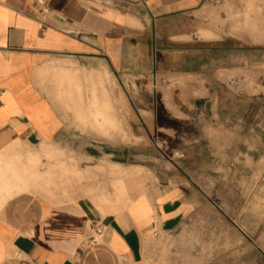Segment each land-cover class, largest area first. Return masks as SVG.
I'll list each match as a JSON object with an SVG mask.
<instances>
[{
	"label": "crops",
	"instance_id": "0c3cea01",
	"mask_svg": "<svg viewBox=\"0 0 264 264\" xmlns=\"http://www.w3.org/2000/svg\"><path fill=\"white\" fill-rule=\"evenodd\" d=\"M44 1L50 11L45 20L39 0H0V264H183L185 252L194 254L191 233L202 221L203 189L195 179L208 177L203 168H186V152L175 182L157 176L131 205L123 183L116 185L117 201L120 176L110 169L103 190L77 182L60 191L66 199L56 200L42 196L35 178L26 181L25 168L43 144L57 155L119 164L104 147H94L99 156L75 148V128L64 114L88 111L73 105L62 110L54 100L70 97L75 81L99 83L108 73L113 97L120 99L122 84L133 79L155 84L162 75H178L187 85L179 113L199 110L190 103L199 90L205 96L194 99L206 98L205 108L211 102L218 114L217 86L235 75L250 81L249 47L235 51V38L210 23L217 0ZM92 104L96 123H107L106 114L112 118L108 101L97 97ZM118 110L132 112L128 105ZM245 145L248 156V138ZM92 167L78 171L83 180Z\"/></svg>",
	"mask_w": 264,
	"mask_h": 264
},
{
	"label": "rangeland",
	"instance_id": "374dc122",
	"mask_svg": "<svg viewBox=\"0 0 264 264\" xmlns=\"http://www.w3.org/2000/svg\"><path fill=\"white\" fill-rule=\"evenodd\" d=\"M209 19L219 33L235 38V51L249 47L251 53L249 82L243 83L235 75L227 85L217 86L218 114L211 110V102L205 108L206 98L194 99L205 96L199 90L190 101L199 110L179 113L177 107L183 105L180 97L187 85L178 75H162L155 84L143 78L137 84L133 79L122 84L120 99L113 97L108 73L99 75V83L92 78L87 83L75 81L70 97L54 99L62 110L73 105L88 111L64 114L75 128L79 141L75 148L83 145L99 156L94 147H104L106 152H115L120 165L99 157L77 158L74 152L57 155L55 148L43 144L40 153L31 156V167L25 168L26 181L35 178L41 183L43 197L61 200L68 195L60 191L77 182H94L99 186L95 191L103 190L101 182L110 169L112 176H120L115 184L117 201L116 185L123 183L131 205L144 194V185L160 180L157 176L165 179L169 175L170 182H175L186 152V168L192 173L203 168L208 177L195 179L203 189L202 221L191 233L194 254L185 252L183 264H264V67L258 68L264 62V0H217ZM97 97L110 104L111 122L96 123L92 102ZM119 105L122 109L131 106L132 112H119ZM147 109L154 113L143 112ZM200 121L214 126L200 129L194 125ZM87 165H94L90 168L93 174L83 180L78 171Z\"/></svg>",
	"mask_w": 264,
	"mask_h": 264
},
{
	"label": "built area",
	"instance_id": "2783aa9c",
	"mask_svg": "<svg viewBox=\"0 0 264 264\" xmlns=\"http://www.w3.org/2000/svg\"><path fill=\"white\" fill-rule=\"evenodd\" d=\"M39 3L41 4V15L42 19L45 20L49 15V8L47 3L44 0H39ZM98 234H101L100 231H97Z\"/></svg>",
	"mask_w": 264,
	"mask_h": 264
},
{
	"label": "bare ground",
	"instance_id": "6f19581e",
	"mask_svg": "<svg viewBox=\"0 0 264 264\" xmlns=\"http://www.w3.org/2000/svg\"><path fill=\"white\" fill-rule=\"evenodd\" d=\"M106 120H107V122H111V117L109 114H106Z\"/></svg>",
	"mask_w": 264,
	"mask_h": 264
}]
</instances>
